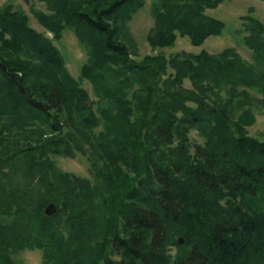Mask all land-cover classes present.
<instances>
[{
	"label": "trees",
	"instance_id": "1",
	"mask_svg": "<svg viewBox=\"0 0 264 264\" xmlns=\"http://www.w3.org/2000/svg\"><path fill=\"white\" fill-rule=\"evenodd\" d=\"M25 1L46 31L0 6V264L24 249L44 264H264V139L248 132L264 112V20L241 16L252 59L234 46L138 58L129 22L149 1L148 41L164 49L221 34L208 9L225 0ZM66 28L88 55L78 76L55 42ZM78 154L92 178L55 159Z\"/></svg>",
	"mask_w": 264,
	"mask_h": 264
},
{
	"label": "rangeland",
	"instance_id": "2",
	"mask_svg": "<svg viewBox=\"0 0 264 264\" xmlns=\"http://www.w3.org/2000/svg\"><path fill=\"white\" fill-rule=\"evenodd\" d=\"M9 2L29 13L31 25L41 31H46L34 16L30 4L25 0H0V6ZM32 3L37 8L46 9L45 4L40 0H32ZM251 10H254V14L264 20V0H225L217 8L208 9L210 13L221 17L225 21L226 26L221 34L209 36L201 45L193 44L189 36L179 35L175 45L165 47L164 49H153L148 41V32L154 24V18L151 14V1L134 15L133 19L129 22V29L139 43L140 53L138 58L147 53L155 54L161 51L169 57L183 51L188 55L189 53H199L205 49L216 53L225 47L234 46L244 57L252 59V51L244 44L243 34L239 32V28L242 26L241 16L249 13ZM47 33L53 37L52 32ZM55 42L61 47L73 74L78 76L82 63L87 60L88 55L85 48L80 45L73 30L66 28L63 38ZM185 81L187 86L191 85L189 79ZM85 85L90 89L92 98H96L91 85L88 82ZM255 111L256 122L248 126V132L250 135L264 139V112L260 107H256ZM190 136L193 149L204 142L203 137L199 135L196 129L190 131ZM55 159L60 168L92 178L90 172L91 162L86 155L78 154L74 158L57 156ZM15 258L20 264H44L40 249H24L16 254Z\"/></svg>",
	"mask_w": 264,
	"mask_h": 264
},
{
	"label": "water",
	"instance_id": "3",
	"mask_svg": "<svg viewBox=\"0 0 264 264\" xmlns=\"http://www.w3.org/2000/svg\"><path fill=\"white\" fill-rule=\"evenodd\" d=\"M183 54H184V56H187L185 51H183ZM58 211H59V206L56 203V201H54V200L50 201L46 205V207L44 208V212L48 216H54L56 213H58ZM178 242L181 243V244L184 243L185 242V238L183 236H180L178 238Z\"/></svg>",
	"mask_w": 264,
	"mask_h": 264
}]
</instances>
